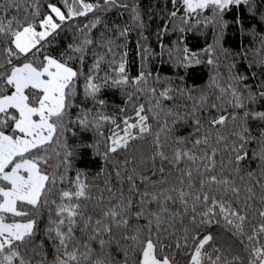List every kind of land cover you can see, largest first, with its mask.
Here are the masks:
<instances>
[{"label": "snow or ice", "instance_id": "snow-or-ice-1", "mask_svg": "<svg viewBox=\"0 0 264 264\" xmlns=\"http://www.w3.org/2000/svg\"><path fill=\"white\" fill-rule=\"evenodd\" d=\"M146 11L172 75L141 0H0V264H264V0Z\"/></svg>", "mask_w": 264, "mask_h": 264}, {"label": "trees", "instance_id": "trees-1", "mask_svg": "<svg viewBox=\"0 0 264 264\" xmlns=\"http://www.w3.org/2000/svg\"><path fill=\"white\" fill-rule=\"evenodd\" d=\"M141 5L142 8L145 9L144 15H145V20L147 22L148 28H147V34L145 37H143L140 41L141 43V48L138 50L137 43H138V31H131L128 34L127 37V69L126 71L130 75H136L138 74L140 67H141V60H142V46L143 43H148L152 49H154L157 52V56L153 57L151 52L147 54L146 62H147V68L145 71H149L152 73L153 77L156 75L157 72H159L162 75H172L173 72L175 71L172 69L170 71L171 65L170 62L168 61L167 55L164 57H160L158 55L159 53V44L158 41L156 40V37L154 35V32L156 30V27L158 25L159 17L158 16H153L151 20H148V17L152 15L151 13L147 12L146 9L148 7L155 6V9L159 10L165 5V0H141ZM170 9V4L168 5ZM241 10L243 13H246V9H243V6L241 5ZM115 13L112 14V16L109 17V19H112L115 17ZM117 19L121 21H126L127 20V15L124 17H116ZM247 18V16H245ZM229 36L232 37L233 39L229 41L228 44H226V47H233L235 48L236 46L239 45L240 43V36L237 33H233L231 29H229ZM186 35V41L189 44L190 47H202L203 44L207 41L204 40L203 36L200 35L198 32H191L187 33ZM207 36L208 40H211L212 36V31L211 27L207 29ZM175 37V33H168L166 34L163 39L166 44L170 43L171 40ZM244 43L247 44L248 41L247 39L244 40ZM138 51L140 54H138ZM206 59V58H205ZM209 67H215V66H207L205 64H200V65H194L191 66L186 75V80L188 84H196L200 85L204 81L208 79L209 76ZM245 67V64L241 63L240 68L243 69ZM87 68V65H85V69ZM183 72L184 70L181 69ZM105 94L108 96V99L112 101L115 104H120L122 103V97L120 96L118 90H105ZM141 99H143V96L141 95ZM111 108V104L109 105ZM190 131L189 128L185 127L184 132ZM183 134V132L181 133ZM146 146V143H145ZM88 159H90L92 162L89 164V167L93 169V171L96 170V168L99 165L98 158L92 159L91 156L89 155ZM156 166L159 168L161 166V161L159 159L156 160ZM164 166L168 167L167 161L164 162Z\"/></svg>", "mask_w": 264, "mask_h": 264}]
</instances>
